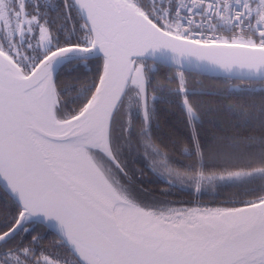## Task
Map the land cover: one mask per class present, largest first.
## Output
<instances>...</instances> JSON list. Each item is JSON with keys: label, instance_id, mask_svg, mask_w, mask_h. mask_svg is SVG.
I'll return each instance as SVG.
<instances>
[{"label": "snow or ice", "instance_id": "snow-or-ice-1", "mask_svg": "<svg viewBox=\"0 0 264 264\" xmlns=\"http://www.w3.org/2000/svg\"><path fill=\"white\" fill-rule=\"evenodd\" d=\"M0 264H264V0H0Z\"/></svg>", "mask_w": 264, "mask_h": 264}]
</instances>
